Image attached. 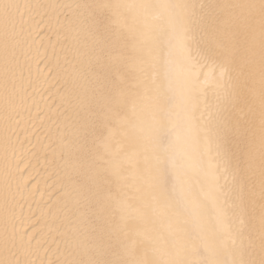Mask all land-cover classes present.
<instances>
[{
  "label": "bare ground",
  "instance_id": "bare-ground-1",
  "mask_svg": "<svg viewBox=\"0 0 264 264\" xmlns=\"http://www.w3.org/2000/svg\"><path fill=\"white\" fill-rule=\"evenodd\" d=\"M237 166L264 264V0H0V264H231Z\"/></svg>",
  "mask_w": 264,
  "mask_h": 264
},
{
  "label": "snow or ice",
  "instance_id": "snow-or-ice-1",
  "mask_svg": "<svg viewBox=\"0 0 264 264\" xmlns=\"http://www.w3.org/2000/svg\"><path fill=\"white\" fill-rule=\"evenodd\" d=\"M5 7H9V5H5ZM174 10H180L182 13V23L185 24L186 30L192 32L193 35L190 37L193 41L195 40V6L188 3H178L171 6ZM211 56L210 52H197L192 59L199 60L201 58ZM224 73H227V69L223 70ZM224 91L223 96L225 99L224 113H223V121L220 125H218V136L220 137L223 146L224 152L223 156L226 160L227 166L230 167V157H229V134H230V118H229V110L234 107V103H230L231 94L228 92V84L225 83L222 85ZM233 182H234V195H235V208L237 210V215L239 217L238 226L232 232L231 239V249L230 254L234 257L231 261V264H253L252 261H249L245 258V242L251 239L250 233L247 228V219H246V211L248 207V197L245 191V183L243 177L239 175V168L235 169L233 173ZM184 191L183 186L180 184L177 179V185L175 194H180ZM185 211L192 216V224L193 227L189 233V238L193 240V250L192 255H195L197 251L203 248L207 253L212 256L211 260H205L203 264H225L224 260L221 258L223 255V251L220 246L216 243V237L211 234H205L204 229L199 224V222L195 218L194 208H189L187 204L185 205ZM7 244V241H5ZM78 264H99L98 261L89 260L79 261ZM178 264H196L193 260L179 261Z\"/></svg>",
  "mask_w": 264,
  "mask_h": 264
}]
</instances>
